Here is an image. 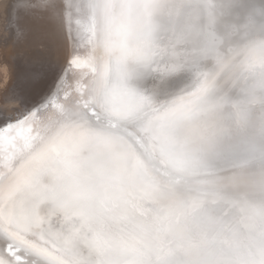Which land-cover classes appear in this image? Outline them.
<instances>
[{"label": "snow or ice", "instance_id": "obj_1", "mask_svg": "<svg viewBox=\"0 0 264 264\" xmlns=\"http://www.w3.org/2000/svg\"><path fill=\"white\" fill-rule=\"evenodd\" d=\"M37 34L0 264H264V0H0V37Z\"/></svg>", "mask_w": 264, "mask_h": 264}, {"label": "bare ground", "instance_id": "obj_2", "mask_svg": "<svg viewBox=\"0 0 264 264\" xmlns=\"http://www.w3.org/2000/svg\"><path fill=\"white\" fill-rule=\"evenodd\" d=\"M51 50V42L42 34L21 39L0 37V97L30 88L28 75L44 67ZM259 179L256 177L257 182Z\"/></svg>", "mask_w": 264, "mask_h": 264}, {"label": "rangeland", "instance_id": "obj_3", "mask_svg": "<svg viewBox=\"0 0 264 264\" xmlns=\"http://www.w3.org/2000/svg\"><path fill=\"white\" fill-rule=\"evenodd\" d=\"M0 78H1V73H0Z\"/></svg>", "mask_w": 264, "mask_h": 264}]
</instances>
